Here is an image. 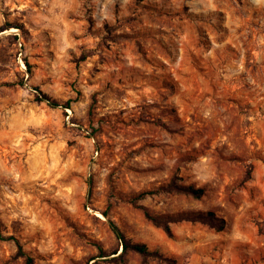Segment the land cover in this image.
I'll return each mask as SVG.
<instances>
[{"label":"rangeland","instance_id":"1","mask_svg":"<svg viewBox=\"0 0 264 264\" xmlns=\"http://www.w3.org/2000/svg\"><path fill=\"white\" fill-rule=\"evenodd\" d=\"M0 264H264V0H0Z\"/></svg>","mask_w":264,"mask_h":264},{"label":"trees","instance_id":"2","mask_svg":"<svg viewBox=\"0 0 264 264\" xmlns=\"http://www.w3.org/2000/svg\"><path fill=\"white\" fill-rule=\"evenodd\" d=\"M38 99L40 102H46L48 103L49 106L54 108L61 106L59 102L53 100L47 94H44L42 92H39ZM63 108L68 109L69 106H63ZM179 180L180 178L176 176L171 181V183H169L166 187H162L159 190L152 192L151 194H157L159 192L177 193V194L188 195L195 199H200L204 196L205 190L203 188H196L193 186H183L179 184L178 182ZM148 218L155 225L162 227L168 233H170V224L179 223V222L200 223L209 226L210 228H213L217 231H222L225 228V221L223 219H219L213 212L189 213V214L180 215L175 218L154 217L149 215ZM112 230L116 235L117 239L120 240L121 242L123 254H126L128 252H133L141 255L144 258H152V257L160 258L158 252L151 251L145 244L132 243L129 240H127L124 234L119 230L117 226L112 225ZM20 253H22L21 246H20Z\"/></svg>","mask_w":264,"mask_h":264}]
</instances>
